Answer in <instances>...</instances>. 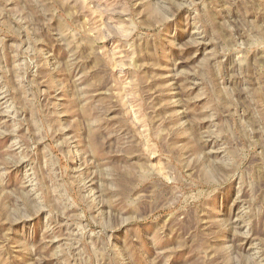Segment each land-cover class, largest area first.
<instances>
[{
  "label": "rangeland",
  "instance_id": "obj_1",
  "mask_svg": "<svg viewBox=\"0 0 264 264\" xmlns=\"http://www.w3.org/2000/svg\"><path fill=\"white\" fill-rule=\"evenodd\" d=\"M0 264H264V0H0Z\"/></svg>",
  "mask_w": 264,
  "mask_h": 264
}]
</instances>
